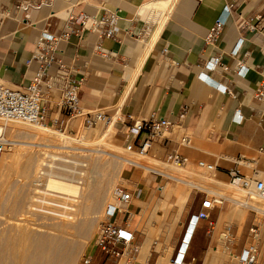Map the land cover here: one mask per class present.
Instances as JSON below:
<instances>
[{"label":"crops","instance_id":"1","mask_svg":"<svg viewBox=\"0 0 264 264\" xmlns=\"http://www.w3.org/2000/svg\"><path fill=\"white\" fill-rule=\"evenodd\" d=\"M228 1L231 0H56L51 9L2 15L0 81L13 88L29 85L36 64L28 63L37 37L42 32L59 34L69 13L96 16L104 10L116 11L121 18L116 41L99 40L95 34L86 33L83 39L73 37L59 45L60 58L76 77L85 80L81 92L84 108L106 112L114 122L109 128L117 131L126 146L139 145L148 138L147 132L132 136L130 129L135 121L157 112L174 123L167 138L156 141L160 158L178 151L188 161L208 160L222 178L229 179L228 170L232 168L239 169L245 177H257L264 173V103L255 99L254 90L264 75V34H254L245 25L261 27L256 18L264 13V0H236L219 44L207 45L206 35ZM16 2L0 0V8ZM164 9L167 10L161 12ZM239 39L244 44L234 57L231 51ZM98 43L107 51L105 57L95 52ZM220 54L228 69H206V61ZM239 64L250 68L244 79L235 77ZM52 103L57 114L56 98ZM238 110L243 115L239 125L232 121ZM182 112L186 115L179 120ZM184 136L190 140L187 146L181 143ZM155 145L150 144L147 156L155 151ZM144 184L138 188V203L154 191ZM204 197L191 214L201 210ZM134 201L131 207L137 211ZM218 220L214 233L220 229ZM234 230L242 245L248 229L241 235L235 226ZM207 231V223L201 222L189 252V257L196 258L199 264H210V251H216L207 248ZM136 239L145 244L146 239L140 241L137 233ZM92 252L94 264H112L99 251Z\"/></svg>","mask_w":264,"mask_h":264},{"label":"rangeland","instance_id":"2","mask_svg":"<svg viewBox=\"0 0 264 264\" xmlns=\"http://www.w3.org/2000/svg\"><path fill=\"white\" fill-rule=\"evenodd\" d=\"M3 120H0V140L8 144V147L0 159V257L1 253H22V236L29 233L34 239L57 238L61 242V253L73 256V260L67 264H83L85 254L94 249V238L104 220L105 207L110 202L114 189L124 186L136 191L145 186L144 183L154 191L149 198L139 203L137 198H134L138 205L134 227L138 239H146L145 244H141V251L150 250V256L147 261L142 262L140 251L137 259L131 264H158L159 261H162V264H170L173 246L198 200L206 195L204 192L209 197L221 195L226 198V201L210 214L211 219H219L220 225L219 230L207 237V248H215L218 252L219 259L217 258L216 264H224L226 260L219 237L227 224L238 228L241 235L252 223L261 222L264 240V218L261 215L254 217L249 209L235 204L231 198L240 193L242 202L247 201L259 210L262 209L264 200L251 199L254 195L249 199L246 191L230 185L228 178H222L216 171L210 172L200 168V161L209 163L206 159L188 161L179 169L167 159L159 157L156 151L157 142L152 154L136 155L125 150L126 145L117 131L110 132L107 141L113 146V153L118 157L128 158L200 186L190 188L188 200L180 208L174 193L180 187L189 188L185 184L162 179L140 167L125 166L122 158L95 151V145L74 143L68 148L54 147L35 140L33 129H17V123H7ZM107 126L101 124L86 128L81 120H75L72 121V128L67 131L53 130L71 137L83 136L84 140L89 139L91 142L92 139L95 142L109 129ZM128 171L130 173L127 178ZM262 175L263 173L255 178ZM50 177L76 184L78 193L46 192L45 185ZM157 186L165 188L160 192ZM96 195H99L98 199L95 198L97 201L94 199ZM156 240L158 245H154ZM17 259L16 255L13 260ZM119 264L130 263L122 260Z\"/></svg>","mask_w":264,"mask_h":264},{"label":"built area","instance_id":"3","mask_svg":"<svg viewBox=\"0 0 264 264\" xmlns=\"http://www.w3.org/2000/svg\"><path fill=\"white\" fill-rule=\"evenodd\" d=\"M56 0H17L12 6L0 8V17L2 15L11 17L16 12L36 11L51 9ZM236 0L228 1L223 9V13L209 29L205 42L207 45L217 46L220 37L229 21ZM54 16V13H52ZM120 16L118 12L104 10L96 16H89L85 13H69L59 34H49L42 32L36 39L35 50L31 61L35 63L36 69L29 85L25 87L13 88L0 81V118L6 121L25 122L30 124H41L49 126L59 131H67L72 127V121L81 120L86 128L97 127L101 124L109 125L112 119L102 110H87L82 103V87L85 83L84 78H78L67 67L59 56V45L70 41L73 37L83 39L86 33L95 34L99 40L104 38L117 40V30L119 28ZM257 21L261 25H245L250 32L254 34H264V13L257 16ZM244 44L243 39H239L231 51V55L236 57ZM95 52L101 57L107 55V51L98 43ZM167 53V49H164ZM223 55H217L205 63L206 69H214L220 66L227 70L223 63ZM250 68L239 64L235 70V77L244 79ZM224 91L231 92L228 88ZM254 97L259 103H264V75L260 84L254 90ZM56 98L57 114L53 112L52 101ZM186 112L179 115V120L183 119ZM234 124H241L243 115L240 111L234 113ZM114 124V122H113ZM174 123L168 118L160 116L153 112L147 119L135 121L130 129L132 136H138L143 132L148 133V138L141 144L135 145L129 143L126 150L135 151L139 155L147 154L148 146L159 140L167 138L173 130ZM182 145H189V137L184 136L181 139ZM8 144L0 140V159L7 149ZM166 159L175 166H183L188 163V158L178 151H173L166 155ZM199 167L210 172H215L217 167L214 164L205 161L199 162ZM148 171L150 174L161 177L162 179L177 181L175 177L162 171L150 168L144 165H138ZM228 177L233 186L246 191L250 198L255 197L264 200V173L259 178L245 177L239 169L232 168L228 170ZM160 190L162 187L157 186ZM136 191L124 186H118L114 189L110 202L107 203L104 211V220L100 224L95 235L93 250L99 251L106 260L112 264H119L125 260L127 263H133L140 251L141 244L136 239L137 231L134 229L136 219L135 211L131 207ZM226 198L219 195L209 197L206 193L201 203V210L198 213L191 214L184 225L181 238L177 248L173 251L170 264H199L196 258H190L189 252L193 239L201 222H206L208 231L211 235L214 233L216 221L211 219L209 212L217 206L223 204ZM250 210L254 217L261 215L264 218V211L248 204L240 202ZM264 220V219H263ZM263 224L252 223L248 228L246 241L240 245L238 235L232 224H227L219 237L225 254L224 264H264V240ZM158 240L154 245H158ZM164 250V247H162ZM95 256L91 251L83 257V264H94Z\"/></svg>","mask_w":264,"mask_h":264},{"label":"bare ground","instance_id":"4","mask_svg":"<svg viewBox=\"0 0 264 264\" xmlns=\"http://www.w3.org/2000/svg\"><path fill=\"white\" fill-rule=\"evenodd\" d=\"M157 18H159V14H157ZM0 120H1V118H0ZM8 122L9 121H7V123ZM10 122L17 123V127H18V128L16 127L17 129H19V128H21V129L23 128L24 130L33 129L34 130V132H33L34 136L33 137H35L34 138L35 140L43 142V143H48L49 145H52V146L57 147V148H61V149L62 148H68L74 143H80L81 145H84V146L95 145V146H97L95 151H101L104 154L114 156L115 158H118V159L120 157V158H122L121 161L124 163L125 166H127V165L137 166V164L142 165V164H140L136 161L130 160L128 158H123L121 156L118 157L117 154L113 153V151H114L113 146L107 141L109 138L108 136H109V133L111 131V128H109L107 131H105V133H103L102 137L99 138V140H96L95 142H93L91 139V142H90V141H88L89 136L87 137L88 140H84L83 136H81L80 138L67 136L65 134L57 132L56 130H53L49 126H45V125H41V124H30V123L15 122V121H10ZM18 125H20V126H18ZM112 126H113V120L107 127H112ZM51 136L54 138H51ZM84 136H86V135H84ZM95 137H96V135L94 136V138ZM37 141L35 142L36 144L38 143ZM149 148H150V144L148 146V149ZM125 150H126V148H125ZM130 153H134L136 155H139L135 151H132ZM147 154H148V150H147ZM147 154H145V156ZM177 168L181 169L182 167L178 166ZM166 174H169V173H166ZM169 175H171V174H169ZM171 176L175 177L179 183L185 184L189 187V188L180 187L174 193V194H176V199H177L179 207L182 208L188 200V197L190 194V188H195L198 185L195 183H188L185 180H183L182 178H178L174 175H171ZM230 185H232V184H230ZM45 187H46V192L50 191V192L65 193V194H73V193L76 194V193H78V187L76 184H73L71 182H66L63 179L56 178V177L48 178ZM198 187H200V186H198ZM239 189L244 191L241 188H239ZM46 192H45V194H46ZM238 192H239V190H238ZM239 194H237V193L234 195L232 194L233 198H231V199L233 200V202L235 204H239L240 203L239 201H241V202L243 201V200H241L242 195H239ZM139 195H140V191H139V189H137L136 194H135L136 198ZM95 198L98 199L99 195H96V197L94 196V199ZM253 198H257V197L253 196L251 199H253ZM249 199H250V197H249ZM261 206H262L261 210L264 211V204ZM174 219H177V218H174ZM19 223L21 224V222H19ZM37 237H39V236L37 235ZM20 245L22 248V251H21L22 253H1L2 256L0 257V264H67L68 262L70 263V261L73 260V256L71 254L64 255V253H61V242L59 240H57V238L56 239L55 238L34 239V237H31V235L29 233H25L22 236ZM217 253L218 252L215 250L210 251V255L212 257V260L213 261L215 260V264L217 263V260L219 259L217 256L215 257V255H217ZM16 255L18 256V259L15 261V260H13V258ZM149 256H150V250L143 249L140 253V258H141L142 262H144V260L147 261ZM209 260H210V258H209ZM212 260H211V262H212ZM211 262H209V263L211 264ZM158 264H162V261H159Z\"/></svg>","mask_w":264,"mask_h":264}]
</instances>
